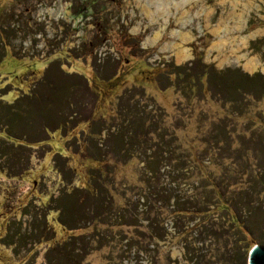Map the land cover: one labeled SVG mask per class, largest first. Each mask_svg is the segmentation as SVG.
<instances>
[{
    "label": "rangeland",
    "instance_id": "1",
    "mask_svg": "<svg viewBox=\"0 0 264 264\" xmlns=\"http://www.w3.org/2000/svg\"><path fill=\"white\" fill-rule=\"evenodd\" d=\"M156 1L6 0L1 7L0 22L13 21L16 35L0 62V109L34 94L54 61L91 89L80 84L71 97L81 122L74 133L48 130L46 143L27 147L5 140L0 122V264H248L251 249L264 245V92L237 90L233 99L227 90L226 99L201 91L193 76L211 67L264 81L261 69L246 71L239 58L256 56L264 66V33L241 44L264 29V0L191 1L170 16ZM177 30L192 35L183 44L187 61L168 46L183 43ZM87 119L104 128L93 144ZM13 135L46 137L25 126ZM123 135L129 147L120 154L112 140ZM90 153L102 154L98 170L89 169ZM57 154L65 156L67 181ZM88 172L103 193L85 202ZM62 190L80 194L86 216L77 215L73 231L56 211ZM222 200L223 211L216 209ZM188 207L192 217L179 214Z\"/></svg>",
    "mask_w": 264,
    "mask_h": 264
},
{
    "label": "trees",
    "instance_id": "2",
    "mask_svg": "<svg viewBox=\"0 0 264 264\" xmlns=\"http://www.w3.org/2000/svg\"><path fill=\"white\" fill-rule=\"evenodd\" d=\"M3 55L4 52L0 55V61ZM58 62L59 61H54L46 67V74L44 79L41 80L39 83L35 84L32 88L34 94L32 93L30 97L20 95L13 102L4 103L5 105H2L0 109V122H2V124L4 125L1 133L4 134L3 137L5 140L12 139L14 141L19 142L21 146L30 147L32 145L34 146L46 143L49 137L48 130H55L57 128H60L63 129L64 134L68 133L69 131L71 133H74L76 129L81 125V122H79L78 120L75 121L76 117L78 116V111H75L71 108H73V105L77 103V101L75 100V103H71V97L73 96L75 90H78V85L83 84L86 86L87 89H89V84L87 80L81 75L65 73L61 68V64H59ZM176 68H181V66H178ZM208 68H206L205 73H193V76L195 78L194 81L196 85L201 89V91L202 89L203 91H205V89L209 90V88H211L213 89V92L217 91L218 94H222L224 97H226V99L228 98V93L226 94L227 90H229V97L233 99L236 98L235 96H237L238 91L247 94L251 92H255L256 94H263L264 92V81L262 80L263 75L261 74H255L253 76H250L247 73H243L237 70L216 72L214 71V69H211V67ZM3 94L5 95L7 94V92L5 93V91H3ZM2 97L3 96H1V98ZM89 120L87 119L86 122L82 123L90 124ZM15 125L18 126L19 130L21 126H25L29 131H35L37 133L41 132L42 134H45L46 137L41 138L40 140H36L34 142L25 139V137H16L13 135V132L15 133ZM90 127L91 132L86 135L89 137H87V143H91L96 138H100L102 130L104 129L100 127V129L98 130L96 129L95 125L91 126V124ZM98 127L99 125L97 126V128ZM82 132L85 131L83 130ZM81 134L75 135L72 138L75 140V143H77V146H79L80 142L78 144V142L76 141H81ZM125 138L126 136L123 135L116 137V139L112 140L113 144L115 145L114 150L120 154L123 149L129 147L128 143L126 142L127 140L124 141ZM72 139H70V142L73 143L74 140L72 141ZM107 147L109 148L108 145ZM70 148H72V146H70ZM101 148L102 147H100V149ZM74 153L76 152L74 151ZM57 155L58 158H54L53 160L55 168L58 166V169H60L59 174L63 177V180L67 181L68 179H71L72 176L70 175L69 171L67 172L64 170L65 164L59 159L60 157L64 158L65 156L59 154ZM95 155H92L90 153L89 156L87 155V157H85L86 159H92L95 163L93 164L94 167H89L90 171L98 170L102 163H104L101 159L102 154L98 155V157H96ZM154 164L150 161L146 163L147 169L149 170V172L152 173V175L153 172H158V170H156L157 167L155 168ZM87 177L89 179V186L87 188H82V190L87 192L85 193V202L90 201V198L93 199L94 196L96 197V192L99 194L103 193V185L99 183L96 174H93V172H88ZM79 199L80 194H78V192L74 190H62L60 192V195L57 196L54 200L57 208L56 211H58V213L60 214L59 222L69 231L75 230V227L73 226H75L74 221L77 215L83 216V218L86 217L83 213L81 214L83 205L80 204L78 206L76 204ZM219 200L221 201L220 197ZM225 207H227L226 202L222 200L221 204L218 205L216 209L223 211L225 210ZM194 212L195 211L191 210L190 207L179 210L180 215L189 217H192L194 215ZM205 219H207V217ZM235 219H233V224L237 225L235 223ZM148 225L150 226V228L153 227L152 222H149ZM154 229L152 230V233L154 232ZM155 234V236L159 237L161 240L164 239V234ZM135 244H137L136 248L139 250L142 249V245L144 243H134L133 241V243L130 244V247L134 246Z\"/></svg>",
    "mask_w": 264,
    "mask_h": 264
},
{
    "label": "bare ground",
    "instance_id": "3",
    "mask_svg": "<svg viewBox=\"0 0 264 264\" xmlns=\"http://www.w3.org/2000/svg\"><path fill=\"white\" fill-rule=\"evenodd\" d=\"M191 1H197V0H157L156 2H158V3L156 4V8L164 10V7L166 5L168 7V9H165V11L167 13V16L168 15L170 16V15H173V12L171 9L174 8L175 10L179 11V9L181 7H183L185 4L190 3ZM246 7H249V6H246ZM249 8H247V9L245 8L246 13H248L250 11ZM241 18L244 20V22L246 24L247 17H245V19H244V16L241 15ZM228 31H229V29H228ZM262 33H264V29H258L256 31L250 33L249 35L242 38L243 41L241 44L246 46L249 39H253ZM173 34L175 35L176 39L182 40L183 43L181 44V43H177L176 41H173L168 45L170 47L169 49L175 51V55L177 56V59L179 62L187 61L192 56L191 55L192 53L190 51V48L185 47L183 44L189 42V40L192 38V35H190L188 32H182L179 30L175 31ZM161 35H162V31H157L156 34L154 35L153 40H158L161 37ZM163 49H165V48H163ZM239 58L245 60V63L242 65L244 70L253 73V72L261 69L264 72V66L258 57L255 56V57L249 58L247 56V54H243V55L239 56ZM238 62H240V60H238Z\"/></svg>",
    "mask_w": 264,
    "mask_h": 264
},
{
    "label": "flooded vegetation",
    "instance_id": "4",
    "mask_svg": "<svg viewBox=\"0 0 264 264\" xmlns=\"http://www.w3.org/2000/svg\"><path fill=\"white\" fill-rule=\"evenodd\" d=\"M5 2H6V0H0V9L5 4ZM9 17L11 19L12 15H10ZM13 24L14 23L11 20H8V21L3 20L2 22H0V55L3 52L5 53L7 49H10L8 47V45L6 44L7 38H11V37H14L16 35V32L13 29ZM19 26H20V23H19ZM1 46H2V48H1Z\"/></svg>",
    "mask_w": 264,
    "mask_h": 264
},
{
    "label": "water",
    "instance_id": "5",
    "mask_svg": "<svg viewBox=\"0 0 264 264\" xmlns=\"http://www.w3.org/2000/svg\"><path fill=\"white\" fill-rule=\"evenodd\" d=\"M248 264H264V245H255L251 249Z\"/></svg>",
    "mask_w": 264,
    "mask_h": 264
}]
</instances>
